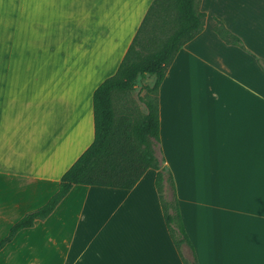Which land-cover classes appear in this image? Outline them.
Masks as SVG:
<instances>
[{
    "label": "crops",
    "instance_id": "1",
    "mask_svg": "<svg viewBox=\"0 0 264 264\" xmlns=\"http://www.w3.org/2000/svg\"><path fill=\"white\" fill-rule=\"evenodd\" d=\"M153 1L0 0V36L10 11L12 37L52 39L42 52L90 64L71 95L65 76H55L60 103L46 97L51 77L0 72V240L48 201L91 144L93 91L116 72ZM195 7L206 14L203 28L180 47L157 90L154 155L172 173L198 264H264V69L257 62L264 61V0H196ZM215 18L244 49L214 32ZM123 93L112 94L115 110ZM155 174L147 169L131 189L73 185L46 218L4 245L0 264H183Z\"/></svg>",
    "mask_w": 264,
    "mask_h": 264
},
{
    "label": "trees",
    "instance_id": "2",
    "mask_svg": "<svg viewBox=\"0 0 264 264\" xmlns=\"http://www.w3.org/2000/svg\"><path fill=\"white\" fill-rule=\"evenodd\" d=\"M167 1L152 2L116 72L94 89V135L91 144L61 175L58 190L48 201L22 216L10 227L7 235L0 240V250L19 230L32 227L37 219L46 218L73 185L131 189L146 170L152 168L156 171L154 184L171 240L183 264H198L182 221L172 173L160 166L151 139L159 140L158 87L180 47L202 30L206 14L196 9V0H174L177 10L176 28L158 49L139 58L137 45L148 31L152 16ZM215 21L213 30L223 41L244 49L238 36L228 31L218 19L215 18ZM257 62L264 69V61L257 59ZM146 75L154 76L153 84L145 87L146 96L142 97L146 113L138 120L128 114L117 113L112 105L113 92L130 91L137 77ZM183 246L188 248V255L183 252Z\"/></svg>",
    "mask_w": 264,
    "mask_h": 264
},
{
    "label": "rangeland",
    "instance_id": "3",
    "mask_svg": "<svg viewBox=\"0 0 264 264\" xmlns=\"http://www.w3.org/2000/svg\"><path fill=\"white\" fill-rule=\"evenodd\" d=\"M12 22L10 20V11L3 12L2 32L0 36V72L1 73H16V72H31L41 73L47 78H52L51 88H49L48 101L60 103V97L63 95L62 90L57 85V76L64 75L63 89L67 88V94L76 93L85 84V77L89 71V63L74 64L72 57H66L61 53L42 52L43 41L52 42V39L36 37H23L17 39L12 37ZM16 26V23H14ZM177 26V10L174 0H168L164 3L163 8L154 14L147 27V32L142 36L140 43L137 45L138 57L141 58L146 54L159 48L161 43ZM17 31V30H16ZM17 33H21L17 31ZM16 34V33H15ZM40 51V52H39ZM50 56V57H49ZM53 56V58H51ZM60 64L58 70L55 68ZM70 80V81H67ZM154 82V76H138L134 87L130 91H124L125 101H121V105L117 113L128 114L134 120H138L144 113L142 97L146 96L145 87L151 86ZM65 92V91H64ZM57 97V98H55ZM153 145L156 143L152 141ZM184 247V246H183ZM183 251L188 255L187 249Z\"/></svg>",
    "mask_w": 264,
    "mask_h": 264
}]
</instances>
